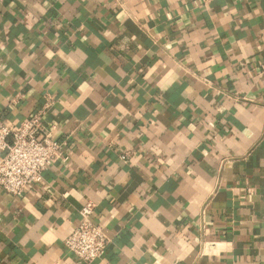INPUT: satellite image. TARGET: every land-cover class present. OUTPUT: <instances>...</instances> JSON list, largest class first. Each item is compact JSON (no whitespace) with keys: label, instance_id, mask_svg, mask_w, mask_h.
<instances>
[{"label":"crops","instance_id":"obj_1","mask_svg":"<svg viewBox=\"0 0 264 264\" xmlns=\"http://www.w3.org/2000/svg\"><path fill=\"white\" fill-rule=\"evenodd\" d=\"M48 99L64 158L0 186V264H88V199L91 264H264V0H0V117Z\"/></svg>","mask_w":264,"mask_h":264},{"label":"built area","instance_id":"obj_2","mask_svg":"<svg viewBox=\"0 0 264 264\" xmlns=\"http://www.w3.org/2000/svg\"><path fill=\"white\" fill-rule=\"evenodd\" d=\"M204 5L214 0H200ZM45 107L18 126L0 117V186L8 194L22 195L32 184L43 182V172L64 158L66 142H58L54 128L45 124L52 106ZM128 154L122 155L124 161ZM96 203L88 199L80 211L81 220L66 240V246L79 260L91 264L104 257L110 239L93 220Z\"/></svg>","mask_w":264,"mask_h":264}]
</instances>
